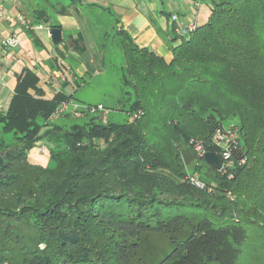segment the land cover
<instances>
[{"label": "trees", "instance_id": "trees-1", "mask_svg": "<svg viewBox=\"0 0 264 264\" xmlns=\"http://www.w3.org/2000/svg\"><path fill=\"white\" fill-rule=\"evenodd\" d=\"M113 36L131 121L49 122L72 95L45 98L28 68L0 108L16 135L0 138V264H242L246 248L264 264V0H210L169 60ZM233 114L235 137L222 124ZM42 136L46 165L28 156ZM215 136L230 153L220 169L202 156L221 157ZM194 158L210 172L201 188L185 179Z\"/></svg>", "mask_w": 264, "mask_h": 264}, {"label": "crops", "instance_id": "crops-1", "mask_svg": "<svg viewBox=\"0 0 264 264\" xmlns=\"http://www.w3.org/2000/svg\"><path fill=\"white\" fill-rule=\"evenodd\" d=\"M209 13L210 0H0V108H6L24 68L38 75L45 98L57 91L73 95L96 60L83 59V54L89 47L106 46L110 36L109 44L116 46L115 29L169 60L180 38L176 28L201 25ZM38 24L44 27L37 29ZM46 27L60 28L58 43L51 41ZM8 37L16 38L17 44H2ZM71 100L64 115L72 108Z\"/></svg>", "mask_w": 264, "mask_h": 264}, {"label": "rangeland", "instance_id": "rangeland-1", "mask_svg": "<svg viewBox=\"0 0 264 264\" xmlns=\"http://www.w3.org/2000/svg\"><path fill=\"white\" fill-rule=\"evenodd\" d=\"M46 24L47 26L49 25L48 23ZM111 38L112 36L108 38L109 43ZM109 43L104 47H89L88 51L83 54V59L88 58V56H93L96 59L94 65L91 64V72L85 74L78 80V87L71 97L72 100L70 104L72 108L69 109V112L64 115L63 110H65L66 107H62V110H60L58 106L57 110L54 112V114H56L55 118L49 122H53L63 128H68L72 124L86 123L91 116H100L103 121L116 123H124L134 118L133 115L131 116L126 111L134 95L130 87L122 84L121 78L123 75V67L125 66L123 54L114 43ZM71 64L75 67V64L72 62ZM97 104H101L106 111H98L93 114L84 111L82 113L78 112L86 105ZM75 105L77 106L76 108ZM222 124L226 131H228V135L235 137L239 125V116L237 114L230 115L222 121ZM43 131L44 128L41 129V134ZM0 138L7 147H12L16 141V135L11 132H3L1 130V125ZM42 146L46 148L44 152L41 151ZM52 146L53 145L42 136L41 140H38L29 151L28 156L30 161L39 165H46L49 156L48 149H51ZM7 147H5L4 150L8 149ZM58 147H60V144H57L54 149ZM197 149L198 147H196V150ZM2 153L3 148L0 147V156ZM48 164L49 166H53V163ZM183 170L186 173L185 179L195 187L201 188L202 186H197L195 183L191 182L190 178H193L194 181H197L201 185L202 178L211 181L209 178V168L202 161L195 158L189 163L184 162ZM254 235L253 242L256 244L261 242V239L257 237L256 234ZM153 243L159 247H165V240L161 236L153 237ZM246 252L242 257V264L251 263L252 256L250 255L254 252L248 248H246Z\"/></svg>", "mask_w": 264, "mask_h": 264}, {"label": "built area", "instance_id": "built-area-1", "mask_svg": "<svg viewBox=\"0 0 264 264\" xmlns=\"http://www.w3.org/2000/svg\"><path fill=\"white\" fill-rule=\"evenodd\" d=\"M196 24L195 23H189L187 25H184V24H181L179 25L177 28H176V33L178 36H181V37H187L189 35V33L191 31H193L195 28H196ZM44 25L43 24H38L36 26L37 29H41L43 28ZM46 29H48V27H46ZM2 44H9V45H16L17 44V39L14 38V37H8L6 39H3L1 41ZM62 107H66L67 104L66 103H62L61 104ZM77 106L75 105V108ZM86 112V113H95V112H105L106 110L104 109V107L101 105V104H97V105H86L83 107V109L78 112L82 113V112ZM77 112V114H78ZM219 136V135H217ZM214 143L219 146L220 148H222V151H221V159H222V167H223V161L225 163V165H229L230 164V153L229 151L225 148V144L223 142L220 141V138L218 137H214ZM46 148L44 146L41 147V151L44 152ZM191 179V182L195 183L197 186H202L200 183H198L197 181H194L193 178H190Z\"/></svg>", "mask_w": 264, "mask_h": 264}, {"label": "water", "instance_id": "water-1", "mask_svg": "<svg viewBox=\"0 0 264 264\" xmlns=\"http://www.w3.org/2000/svg\"><path fill=\"white\" fill-rule=\"evenodd\" d=\"M48 34L53 43H58L61 38L60 28L59 27H49ZM203 159L213 166L216 169H220L222 167V159L221 157L213 152V151H205L203 154Z\"/></svg>", "mask_w": 264, "mask_h": 264}]
</instances>
